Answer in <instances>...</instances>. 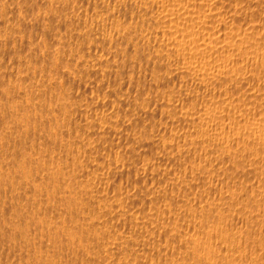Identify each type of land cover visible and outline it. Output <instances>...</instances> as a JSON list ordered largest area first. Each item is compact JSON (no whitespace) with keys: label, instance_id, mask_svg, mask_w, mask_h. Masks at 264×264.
<instances>
[{"label":"bare ground","instance_id":"obj_1","mask_svg":"<svg viewBox=\"0 0 264 264\" xmlns=\"http://www.w3.org/2000/svg\"><path fill=\"white\" fill-rule=\"evenodd\" d=\"M56 257L264 264V0H0V264Z\"/></svg>","mask_w":264,"mask_h":264},{"label":"rangeland","instance_id":"obj_2","mask_svg":"<svg viewBox=\"0 0 264 264\" xmlns=\"http://www.w3.org/2000/svg\"><path fill=\"white\" fill-rule=\"evenodd\" d=\"M15 71H16V70H15ZM49 147H52V146H49ZM44 149H45V150H44ZM44 149L42 148V150L40 151L41 153H40L39 156H44V155H45V156H47L46 158L49 159V158H48L49 155H52L53 158L55 157V158L53 159V161H55V160L57 161L58 157H56V156L59 155V152H58L57 149L54 148L55 151H57V152H55L53 149H52L53 151L51 152V148H50V149L44 148ZM50 152L53 153V154H51ZM54 153H55V154H54ZM46 154H47V155H46ZM48 154H49V155H48ZM54 155H55V156H54ZM56 158H57V159H56ZM93 158H95V157H93ZM92 160H93V159H92ZM56 161L54 162V166H55L54 169L58 166V162H56ZM55 164H56V165H55ZM68 171H70V169H68ZM48 172H49V171H45V174H43V173H42V174L39 173L37 176H39V177L44 176V177H42V178H45V177L47 178V177H48V176H47V173H48ZM46 178H45V179H46ZM45 179H44V180H45ZM25 184H26V181H22L19 185H17V187H16V186L14 187L15 189L17 188L18 191L20 190V191L18 192L19 195L17 194V195L19 196V198H18L19 201H18L17 199H16V200L13 199V200H12V203H11V204H13V205L16 204V205L13 206L14 210H15L16 206H18V205H19L18 207H25L29 202H30L29 204L32 203L31 198H28L26 195L24 196V194H26L27 191H28V186H27V184H26V185H25ZM14 188H13V190H15ZM21 188H24V189H21ZM25 188H26V189H25ZM23 190H24V191H23ZM25 190H26V191H25ZM25 192H26V193H25ZM22 194H23V195H22ZM20 195H21L22 197H21ZM25 197H26V199H28V200H24ZM21 198H22V199H21ZM21 200H22V201H21ZM8 201H9V200H8ZM23 201H24V202H23ZM25 201H26V202H25ZM10 202H11V201H10ZM10 202H7V203H10ZM21 202L23 203V205H22ZM19 203H20V204H19ZM24 204H25V205H24ZM29 204H28V206H29ZM28 206H26V207H28ZM50 209H51V208H49L48 210H46V211H47V215H49L48 218H54V216L57 214V212H60V211L62 210V208H61V210H59V211H57V212L55 213V211L58 210V209H56V207H54V208H53V209H54V213H53V209H52V210H50ZM42 211H43V210H42ZM62 212H63V211H61L60 214H61L62 217H63L64 214H62ZM50 213H53V214H50ZM63 213H64V212H63ZM51 215H52V217H51ZM59 216H60V215H59ZM55 217H56V216H55ZM60 221H61V220H60ZM55 259L57 260V261H56V264H59V262H63L62 260H59L60 258H57V257H56ZM67 259H68V258H67ZM58 261H59V262H58ZM57 262H58V263H57Z\"/></svg>","mask_w":264,"mask_h":264}]
</instances>
